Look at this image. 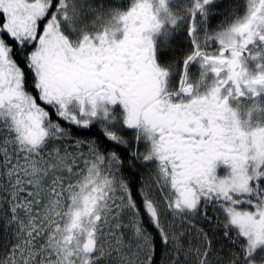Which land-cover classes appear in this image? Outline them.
<instances>
[{
  "label": "snow or ice",
  "instance_id": "1",
  "mask_svg": "<svg viewBox=\"0 0 264 264\" xmlns=\"http://www.w3.org/2000/svg\"><path fill=\"white\" fill-rule=\"evenodd\" d=\"M0 264H264V0H0Z\"/></svg>",
  "mask_w": 264,
  "mask_h": 264
}]
</instances>
